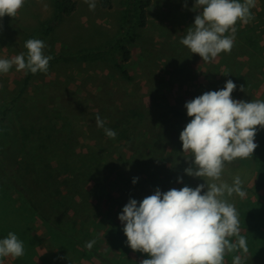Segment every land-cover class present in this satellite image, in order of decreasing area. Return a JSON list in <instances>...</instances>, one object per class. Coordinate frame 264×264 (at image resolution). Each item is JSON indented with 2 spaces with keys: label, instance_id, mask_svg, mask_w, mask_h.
Returning a JSON list of instances; mask_svg holds the SVG:
<instances>
[{
  "label": "rangeland",
  "instance_id": "rangeland-1",
  "mask_svg": "<svg viewBox=\"0 0 264 264\" xmlns=\"http://www.w3.org/2000/svg\"><path fill=\"white\" fill-rule=\"evenodd\" d=\"M72 1L75 9L58 20L56 0H25L15 17L0 18V59L26 55L24 45L30 38L43 40L45 55L53 57L47 73L17 71L15 65L0 73V107L16 100L24 137L35 135L39 119L64 121V133L71 134L60 149L53 147L56 150L48 151L46 161L41 160L55 168L53 182L36 179L41 161L30 156L22 157L13 171L22 179L15 175L10 182L0 175V240L14 232L24 244L22 257H4L3 264H140L149 255L128 246L119 219L130 198L142 201L157 188L166 192L206 184L203 177L185 173L191 153L183 152L180 133L192 119L186 101L224 88L229 79L237 85L234 99L264 100V0H255L249 22L237 21L231 52L210 61L181 43L202 11L193 10L195 0H152L145 27L133 29L134 40L127 37L130 79L115 67L116 60L123 61L121 51L82 53L115 41L125 1L110 0L103 6L96 0L94 11L84 0ZM52 22L53 29L44 35ZM97 115L105 128L115 130V139L97 126ZM129 118L131 123L125 121ZM121 123L128 125L120 127ZM257 128L253 155L225 162L220 180H209L231 185L238 176L245 192L243 198L225 194L224 199L238 212L248 252H226L224 264H232L236 255L244 264H264V127ZM91 145L102 149L92 158L105 154L109 165L103 171H81L89 177L79 186L72 183L78 179L71 172H78L73 161L81 158V152L90 155ZM60 163L71 165L62 171ZM134 177L139 178L135 184ZM69 191L73 203L87 205L66 201L58 206ZM52 203L61 212H52ZM230 239L234 242L236 237ZM93 240L88 249L86 242Z\"/></svg>",
  "mask_w": 264,
  "mask_h": 264
},
{
  "label": "clouds",
  "instance_id": "clouds-1",
  "mask_svg": "<svg viewBox=\"0 0 264 264\" xmlns=\"http://www.w3.org/2000/svg\"><path fill=\"white\" fill-rule=\"evenodd\" d=\"M84 2L90 10H95L96 0ZM24 3L25 0H0V18L15 17ZM254 6L255 0H195L193 10L202 11L195 16L181 43L204 61L213 60L222 52L230 53L237 21L249 22ZM24 47L26 55L0 59V73L9 72L13 65L17 71L48 72L53 57L45 55L46 43L30 38ZM236 87L229 79L224 88L206 91L185 103L187 115L192 117L180 133L183 152L191 153L188 159L191 166L185 173L203 177L206 184L195 188L185 185L166 192L157 188L142 201L130 198L119 214L128 246L149 255L140 264H224L226 252H248L246 238L240 234L238 212L224 199L225 194L243 198L242 181L237 176L231 185L209 182L220 180L225 162L252 156L258 147L254 142L257 126L264 127V100L234 99L232 93ZM96 123L104 128L106 136L115 139L117 133L105 128V121L99 115ZM138 179L134 177L133 183ZM178 179L183 182L182 177ZM231 237L236 240L233 242ZM94 243L89 241L85 246L91 249ZM23 255L24 244L16 233L9 232L0 240V264L4 257ZM232 264L244 262L236 255Z\"/></svg>",
  "mask_w": 264,
  "mask_h": 264
},
{
  "label": "trees",
  "instance_id": "trees-1",
  "mask_svg": "<svg viewBox=\"0 0 264 264\" xmlns=\"http://www.w3.org/2000/svg\"><path fill=\"white\" fill-rule=\"evenodd\" d=\"M103 6H108L111 4L110 0H99ZM124 9L121 20L120 32L117 35L115 41L107 44L106 46L100 47L98 49H86L83 50L82 53L88 55L93 53H111L116 54L117 51H121L123 55V61L116 60L115 67L120 74L125 76V78L130 79L131 74L129 73L126 62L129 60L131 55V50L127 47V37L131 40H134L136 34L133 32L135 28H143L147 23V8L151 4L152 0H124ZM58 6V13L55 16V20H58L61 14L63 13H71L75 9V2L72 0H56ZM54 23H49L46 27L45 34L48 35L50 31L53 29ZM23 89V87H22ZM20 90L18 93H22L23 90ZM16 100H12L10 103L3 105L0 107V175L7 181L12 182L13 177L15 175L20 179H22V175L14 174L13 171L22 161L20 160L22 157L30 156L36 161L45 160L48 158V151L56 150V148L61 146L63 143H66L71 139V134L64 133V127L66 122H53L49 119L47 122L39 119L38 130L35 135H30L24 137L21 130L19 129V118L18 113L16 112L15 106ZM45 108V106H43ZM60 118V116H58ZM128 123H131V118L125 120ZM68 123V121H67ZM127 124H120V127H124ZM67 130V129H66ZM120 130V129H119ZM63 149L64 146H62ZM91 154L82 153L81 158L79 160H74L73 165L78 172L75 170H70L75 176H77V180L72 181L77 182L79 186L82 183L84 178H88L89 176L80 174L81 171H84L86 168H93L97 171H103L109 165V160L106 161L107 156L104 154L101 155L97 159H93L92 157L96 154L102 152V149L96 146H90ZM60 149V148H59ZM72 151V150H71ZM105 158V159H104ZM89 160L90 164L87 162ZM40 173L36 175V179H45L48 182H53V171L55 168L52 166H46V162L41 161ZM61 164V163H60ZM61 167H65L62 169L67 171L66 166L69 165L61 164ZM124 166V164H122ZM96 171V172H97ZM16 173V171H15ZM95 189V188H94ZM93 192H96L92 189ZM1 200V198H0ZM58 206H61V203H69L74 204L71 200L69 193L65 194ZM2 202V200H1ZM57 203V202H56ZM58 204V203H57ZM56 204V205H57ZM45 201L44 206L45 207ZM54 203H52V212H61L58 207ZM67 207V206H66ZM57 231L58 235L65 236L64 232L59 229H54ZM64 231V230H63ZM64 233V234H63Z\"/></svg>",
  "mask_w": 264,
  "mask_h": 264
},
{
  "label": "crops",
  "instance_id": "crops-1",
  "mask_svg": "<svg viewBox=\"0 0 264 264\" xmlns=\"http://www.w3.org/2000/svg\"><path fill=\"white\" fill-rule=\"evenodd\" d=\"M74 177H77V176L74 175ZM75 179H76V178H74L73 181H75ZM72 192H73V191H69V195H70V196H71ZM67 193H68V192H66L65 194H67ZM92 197H94V195H93ZM75 203H76V201H74V204H75ZM75 205H85V206H86V205H87V202L84 201V202H81V204H75ZM76 230H80V229L78 228V229H76Z\"/></svg>",
  "mask_w": 264,
  "mask_h": 264
}]
</instances>
